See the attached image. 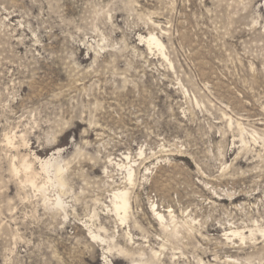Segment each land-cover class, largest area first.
<instances>
[{"label": "rangeland", "instance_id": "374dc122", "mask_svg": "<svg viewBox=\"0 0 264 264\" xmlns=\"http://www.w3.org/2000/svg\"><path fill=\"white\" fill-rule=\"evenodd\" d=\"M0 264H264V0H0Z\"/></svg>", "mask_w": 264, "mask_h": 264}, {"label": "bare ground", "instance_id": "6f19581e", "mask_svg": "<svg viewBox=\"0 0 264 264\" xmlns=\"http://www.w3.org/2000/svg\"><path fill=\"white\" fill-rule=\"evenodd\" d=\"M147 42L150 43V44L154 43L157 46L163 47V43L161 42V40L156 35H153V34H151L147 38ZM24 161L26 162V160H24ZM53 164L54 163L52 162V159H47V160L43 161V166H44L45 169L50 168L51 166H53ZM25 168L27 170L29 168H31L30 162L28 163V161H27V163H25ZM61 171H62V168L58 164H56V167H55V175H56V178H57L56 181L58 182L59 186H64V180L60 176ZM33 174H35V173L33 172ZM131 178H132V173H129V179L131 180ZM59 196H61V195H59ZM56 202L58 203L59 206L64 207L63 206V202H62L60 197H57ZM113 205H114V209H115V211H116V213L118 215H120L121 213L123 214L121 216L122 220L123 221L126 220L127 219L128 209L130 208V200H129V197H128V190L121 189V188L115 190V192L113 193ZM155 211L157 213V217L160 219V222L162 221L163 222L162 224H164L163 220L165 218V215H163L161 213L162 211L161 212L157 211V210H155ZM235 232L236 233H241L240 231H235Z\"/></svg>", "mask_w": 264, "mask_h": 264}]
</instances>
